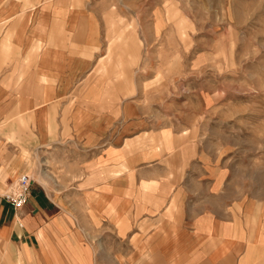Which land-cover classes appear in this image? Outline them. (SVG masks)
Segmentation results:
<instances>
[{"label": "crops", "instance_id": "obj_1", "mask_svg": "<svg viewBox=\"0 0 264 264\" xmlns=\"http://www.w3.org/2000/svg\"><path fill=\"white\" fill-rule=\"evenodd\" d=\"M133 17L104 62V0H0V264H264V180L145 117L138 75L158 52L143 17L121 15ZM31 136L70 147L77 179L60 202L34 181L15 210L6 195L30 170Z\"/></svg>", "mask_w": 264, "mask_h": 264}, {"label": "rangeland", "instance_id": "obj_2", "mask_svg": "<svg viewBox=\"0 0 264 264\" xmlns=\"http://www.w3.org/2000/svg\"><path fill=\"white\" fill-rule=\"evenodd\" d=\"M104 2L112 33L111 54L104 62L112 61L122 41L114 36L136 29L134 17L124 22L121 15L138 14L143 25L152 28L158 53L152 61L151 56L144 60L138 75L145 117L156 127L185 132V139L199 143L207 159H218L239 175H254L256 187H261L257 178L264 180V0ZM111 130L116 134L109 136L107 145H118L121 122ZM14 142L20 145L22 136L16 134ZM37 143L31 136L32 150L25 153L30 170L17 174L15 182L29 175L56 200L76 182V158L65 145L53 142L40 148ZM65 201L70 208L71 199ZM73 201L86 211L85 200ZM75 218L86 222V215Z\"/></svg>", "mask_w": 264, "mask_h": 264}, {"label": "built area", "instance_id": "obj_3", "mask_svg": "<svg viewBox=\"0 0 264 264\" xmlns=\"http://www.w3.org/2000/svg\"><path fill=\"white\" fill-rule=\"evenodd\" d=\"M33 180L29 175H21L14 187L13 192L6 195V200L15 209H22L29 201Z\"/></svg>", "mask_w": 264, "mask_h": 264}, {"label": "bare ground", "instance_id": "obj_4", "mask_svg": "<svg viewBox=\"0 0 264 264\" xmlns=\"http://www.w3.org/2000/svg\"><path fill=\"white\" fill-rule=\"evenodd\" d=\"M134 41H135V39H134ZM135 42H133V44L131 43V41H129L128 43H127V50H128V54H130V52L131 51H133L134 49V47H135V44H134ZM140 44V43H139ZM132 63H134V59L132 58Z\"/></svg>", "mask_w": 264, "mask_h": 264}]
</instances>
